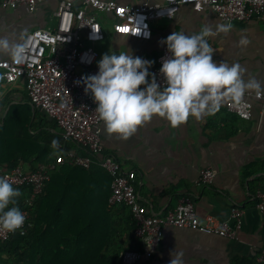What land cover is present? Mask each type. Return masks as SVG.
<instances>
[{
  "label": "crops",
  "instance_id": "0c3cea01",
  "mask_svg": "<svg viewBox=\"0 0 264 264\" xmlns=\"http://www.w3.org/2000/svg\"><path fill=\"white\" fill-rule=\"evenodd\" d=\"M60 1L38 0L35 12H29L25 6L0 9V37L20 45L32 30L54 29ZM116 1L126 4L132 0ZM138 1L150 4L163 2ZM97 17L105 32V39L94 44L99 54L98 61L109 50L119 52L127 46L135 55L155 61L152 67L156 66L157 58L166 46L159 41L172 32L182 30L186 34H196L205 26L215 29L217 24L223 23L210 9L197 12L190 4H183L173 19L160 18L152 23L151 40H139L116 34L110 13L99 12ZM232 24L229 33L208 38L215 49L213 59L229 64L239 63L246 69V81L254 77L264 84V21L254 18ZM242 37L249 40L247 46L239 44ZM10 57L0 53V59ZM0 83V92L3 93L0 95V117L4 119L9 104L29 101L24 79L14 84ZM229 100H225L214 115H205L200 119L189 117L178 127L171 126L164 117L154 116L128 139L107 133L102 121L101 138L105 152L113 155L126 168L136 171V189L150 211L164 216L186 196L193 198L202 221L209 215L218 220H230L234 207L244 209V224L233 239L187 228L165 227L155 245L153 259L147 260L149 264H169L170 253L174 250L184 252V264H235L238 259H247V264H259L256 256L264 249V214L256 208L255 196L264 191V113L261 104L255 101L252 119L244 120L227 110ZM3 102H6L4 106L1 105ZM33 111V120L40 126L37 131L43 132L50 141L45 162L39 164L53 162L61 146L86 154L73 142L65 141L61 129L52 126L53 119L40 109L33 107ZM194 159L197 160L195 166L192 165ZM19 163L26 171H33L29 164ZM207 167L215 170V180L212 184H200V169ZM92 169L97 174L102 171L98 172L97 165ZM56 172L49 197L66 199L83 196L93 202L98 201L95 188L102 181L97 174L87 177L77 172ZM87 188H91L92 193L85 194L83 190ZM35 202L31 208V219ZM96 213H92L93 220L98 217ZM125 236V248L134 249L136 244L131 241L129 233Z\"/></svg>",
  "mask_w": 264,
  "mask_h": 264
},
{
  "label": "built area",
  "instance_id": "2783aa9c",
  "mask_svg": "<svg viewBox=\"0 0 264 264\" xmlns=\"http://www.w3.org/2000/svg\"><path fill=\"white\" fill-rule=\"evenodd\" d=\"M183 4H190L197 12L210 9L223 23L245 22L254 18L264 21V0H163L162 3L154 4L140 3L138 0L126 4L116 0H62L56 10L54 29L28 32L20 44L23 53L19 60L12 56L0 59V75L4 76V82L14 84L24 79L27 97L33 107L56 121L65 141L73 142L86 153L61 146L53 162L41 163L36 170L26 171L21 163L0 168V175L6 176L14 187H32L26 199L28 208L22 210L26 216L24 227L14 233L0 229V242L9 240L13 235L26 233L31 226V208L35 198L50 181L51 171L64 164L85 169L97 165L111 176L109 204L129 208L139 244L134 249L122 252V264H137L153 259L155 245L165 227L187 228L227 239L236 237L244 224V209L240 207L232 209L230 220H218L209 215L202 221L193 198L186 196L164 216L150 211L136 189V171L126 168L113 155L105 152L101 138L102 120L95 110L96 104L91 93H85L84 85L76 83L82 76L98 72L99 54L94 44L105 39V32L97 13H110L113 16L116 34L151 40L152 23L160 18L173 19ZM18 6H25L29 12H35L38 0H0V9ZM145 24L147 29L144 28ZM144 31H150V38H144ZM168 55L164 46L156 66L150 69L157 74L162 85L164 81L159 69L162 58ZM255 101L261 104L264 113V91H247L241 103L229 100L226 108L240 118L250 120L254 114ZM196 164L197 160H192V165ZM215 176V170L201 168L200 184H212ZM255 199L256 208L264 214V191L258 192ZM256 261L264 264V249L256 256Z\"/></svg>",
  "mask_w": 264,
  "mask_h": 264
},
{
  "label": "clouds",
  "instance_id": "9594fccd",
  "mask_svg": "<svg viewBox=\"0 0 264 264\" xmlns=\"http://www.w3.org/2000/svg\"><path fill=\"white\" fill-rule=\"evenodd\" d=\"M232 28L228 22L217 24L215 29L205 26L196 34L174 31L159 41L170 54L162 58L159 69L163 85L150 71L155 61L135 55L127 46L123 51L103 54L97 62L98 72L84 75L76 83L84 85L86 94L91 93L105 131L122 139L131 137L154 116L164 117L171 126L178 127L189 117L214 115L225 100L239 104L247 91L264 90V84L254 77L244 79L246 69L241 64L213 59L215 49L208 38L227 34ZM143 36L150 38V31H144ZM239 44L247 46L249 40L242 37ZM0 53L19 60L23 48L0 37ZM3 79L0 75V81ZM21 195L18 187L0 175V229L14 233L24 227L26 216L18 206ZM170 256L169 264H184L182 250H174Z\"/></svg>",
  "mask_w": 264,
  "mask_h": 264
},
{
  "label": "trees",
  "instance_id": "16d2710c",
  "mask_svg": "<svg viewBox=\"0 0 264 264\" xmlns=\"http://www.w3.org/2000/svg\"><path fill=\"white\" fill-rule=\"evenodd\" d=\"M15 105L21 109L10 108L4 119L0 118V168L23 161L29 164L31 170H36L40 162H45L50 141L43 132L37 131L40 126L33 120V105L30 102ZM52 126H58L55 120ZM59 166L50 174V181L34 200L32 226L25 234H16L0 242V264H122L121 254L127 250L123 245L125 235L129 233L135 248L139 244L129 208L109 204L111 176L99 166L98 172L102 171L98 174L92 169L94 166L89 169L69 164ZM56 171L77 172L87 177L97 174L102 181L95 188L98 201L93 202L83 196L66 199L49 197ZM18 188L22 192L18 198L22 211L28 208L26 199L32 187ZM83 191L85 194L92 193L91 188ZM93 211L98 215L95 220L92 219ZM137 264L149 262L144 260ZM235 264H247V259H238Z\"/></svg>",
  "mask_w": 264,
  "mask_h": 264
},
{
  "label": "rangeland",
  "instance_id": "374dc122",
  "mask_svg": "<svg viewBox=\"0 0 264 264\" xmlns=\"http://www.w3.org/2000/svg\"><path fill=\"white\" fill-rule=\"evenodd\" d=\"M15 104H17V103L9 104L7 109H8V110H9L10 108H11V110L21 109L20 106H16ZM8 110H7V112H8ZM26 110H28V108H26Z\"/></svg>",
  "mask_w": 264,
  "mask_h": 264
}]
</instances>
